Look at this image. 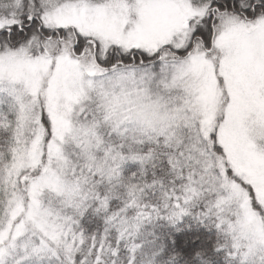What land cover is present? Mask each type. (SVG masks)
Wrapping results in <instances>:
<instances>
[{
  "label": "snow or ice",
  "instance_id": "obj_1",
  "mask_svg": "<svg viewBox=\"0 0 264 264\" xmlns=\"http://www.w3.org/2000/svg\"><path fill=\"white\" fill-rule=\"evenodd\" d=\"M0 264H264V0H0Z\"/></svg>",
  "mask_w": 264,
  "mask_h": 264
}]
</instances>
